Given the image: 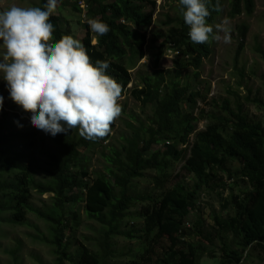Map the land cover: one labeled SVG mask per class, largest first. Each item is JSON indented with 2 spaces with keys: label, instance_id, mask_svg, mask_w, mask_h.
Returning a JSON list of instances; mask_svg holds the SVG:
<instances>
[{
  "label": "trees",
  "instance_id": "obj_1",
  "mask_svg": "<svg viewBox=\"0 0 264 264\" xmlns=\"http://www.w3.org/2000/svg\"><path fill=\"white\" fill-rule=\"evenodd\" d=\"M78 1L57 0L81 17ZM82 1L86 13L82 22L77 21L84 30L79 41L93 64L97 60L109 62L106 74L122 85L121 99L129 96L143 108L153 105L149 123L138 129L127 125L133 129L131 136L123 140L119 150H109L105 174L91 178L84 154L100 147L107 136L86 140L72 129L51 138L55 148L51 149L34 134L18 130V114L8 119L0 109V224L19 226L28 213L33 214L47 226L49 239L45 243L51 248L54 264H108L119 257L124 264H199L206 256L215 258V248L219 264H264V95L251 98L248 92L244 98L246 104L262 112L259 119L249 117L240 101L234 109L224 102L217 113L200 110L195 117L198 99L205 98L189 85H181L179 72L169 83L155 73L142 77L140 86L129 89V71L143 59L146 45L145 36L133 29L152 25L155 0ZM216 2L208 3L209 24L216 22L224 5L230 20L241 15L250 18L254 13V0H219V12L212 10ZM45 3L39 0L37 7ZM92 18L110 29L96 37L99 42L94 45L96 34L86 23ZM60 21L51 14L53 41L70 35L67 24L62 29ZM167 23L175 25L154 49V66L168 48L177 54L176 66L186 60L199 70L211 55V42L195 44L190 40L180 10L179 19H168ZM246 31L241 25L239 36L244 38ZM242 49L240 44L236 57ZM254 51L264 61V50L256 46ZM198 77L194 74L195 80ZM201 118L208 123L196 132ZM179 163L192 177L191 186L176 183L166 188L170 172ZM40 171L46 177L44 183L35 181ZM218 173L247 186L248 192L221 197L220 210L205 218L199 211L201 194L211 187ZM148 177L151 191H137L135 183ZM32 192L52 195L51 205L44 210L32 209ZM77 204H84L86 218L102 230L94 253L81 245L70 252V234L79 225L70 208ZM132 212H136L134 217ZM192 212L196 219L189 228L185 223ZM118 238L133 246L116 254L113 241ZM162 242H167L166 247Z\"/></svg>",
  "mask_w": 264,
  "mask_h": 264
},
{
  "label": "rangeland",
  "instance_id": "obj_2",
  "mask_svg": "<svg viewBox=\"0 0 264 264\" xmlns=\"http://www.w3.org/2000/svg\"><path fill=\"white\" fill-rule=\"evenodd\" d=\"M106 1L109 2L110 0ZM38 4L39 0H0V11L7 10L13 5L29 7L38 6ZM226 11L227 7L224 5L221 14L212 25L219 23L224 17H227ZM52 14L60 18L62 29H65L67 24L70 36L74 39L80 40L83 37L84 30L82 25L77 24L79 20L82 22L81 17L83 14L79 17L78 14L72 13L69 6L62 7L58 2ZM168 19H179L177 0H155L152 25L147 29H133L145 36L146 45L143 49V57L147 56L148 60L146 61L143 58L137 61L135 67L129 71L131 77L129 89L134 86H140L142 77L153 76L155 73H160L165 83H169L176 73L179 72V82L181 85H189L193 91H199L205 98L203 101L198 99L194 113L195 117L199 115L200 110L204 114L217 113L224 102H226L230 109H234L237 102L240 101L243 105V110L249 117L261 118L262 112L254 106L246 104L244 98L248 96V92L251 93L249 95L251 98L264 95V61L254 51L256 46H260L264 50V0H254V13L250 18L241 15L230 20L231 43L211 42V55L208 59L203 60L200 69L197 71L186 60L181 62L180 66H176L174 64L177 62L176 55L168 48L164 50L158 66H154L153 56L156 54L154 49L163 41L169 27L175 25V23L168 24ZM241 25L247 27L244 38H241L238 33V28ZM153 42L154 45L152 44ZM240 44L243 49L240 55L236 57ZM196 73L199 77L195 80L194 74ZM0 96L4 98L0 109L7 114L6 117L10 119L15 114H18L19 122L16 124L18 130L34 134L47 147L55 149L51 143L53 136L36 129L30 123V118L26 117L27 113L9 99L7 85L2 79V74H0ZM118 102L122 106V113L112 124L111 132L107 135L106 140L100 147L94 148L84 154L88 160L87 166L91 178L96 175L105 174V168L107 167L105 157L108 156L109 150H119L120 146L123 145V140L131 136L133 129H129L127 125L138 129L141 124L146 126L149 123L153 105L143 108L129 96L120 99ZM207 123L206 119L201 118L196 124V132L204 130ZM76 131V135L79 136L78 130ZM192 140L193 136L190 137V142ZM15 145L19 148V144ZM39 162L41 167V159H39ZM182 166L183 163H179L173 167L170 172L171 178L166 184V188H170L176 183H182L187 187L191 186L193 182L192 177L182 170ZM150 180L148 177L137 181L135 183L137 191H151L153 185ZM35 181L41 183L46 181V177L42 171L36 174ZM210 186L207 191L201 194L200 198L199 211L205 218H209L220 210L221 197H226L229 194L242 196L248 189L247 186L235 182L234 179L231 180L222 173H218L216 180ZM31 195L32 199L29 202V206L32 209L44 210L51 205L52 195L45 194L39 196L35 192H32ZM70 210L77 215L79 223L78 228L70 234L71 254L79 245L86 247L90 252L94 253L97 250V242L102 234L101 228L86 218L84 204H77L70 208ZM135 215L136 212L131 213L132 217ZM195 219L196 213H190L186 218L185 226L191 228ZM48 239L47 226L33 214L28 213L23 224L19 226L1 223L0 264H54L55 259L51 248L45 243ZM113 243V250L116 254L133 246V243H128L121 238L115 239ZM166 245L167 242H162L161 246L166 247ZM159 251L157 250L158 253ZM214 254L215 258H211V255L206 256L199 261V264H219L217 248H215ZM124 263L119 257L108 264ZM63 264L69 263L64 262ZM246 264L260 263L256 261Z\"/></svg>",
  "mask_w": 264,
  "mask_h": 264
},
{
  "label": "clouds",
  "instance_id": "obj_3",
  "mask_svg": "<svg viewBox=\"0 0 264 264\" xmlns=\"http://www.w3.org/2000/svg\"><path fill=\"white\" fill-rule=\"evenodd\" d=\"M209 0H178L188 36L195 44L231 43L230 19L207 23ZM57 0L43 7L13 5L0 11V74L9 99L30 113V123L56 136L77 129L86 140L103 139L120 117L122 85L106 74L109 62H91L87 49L77 39L63 35L53 41L49 22ZM221 11L219 0L212 8ZM96 37L106 35L109 26L96 18L86 21ZM143 58L148 60L147 56ZM0 96V107L3 105Z\"/></svg>",
  "mask_w": 264,
  "mask_h": 264
},
{
  "label": "built area",
  "instance_id": "obj_4",
  "mask_svg": "<svg viewBox=\"0 0 264 264\" xmlns=\"http://www.w3.org/2000/svg\"><path fill=\"white\" fill-rule=\"evenodd\" d=\"M77 5H78L79 9L82 11V14H83L82 19H83L84 16H85V13H86V6H85V4H84V2L82 0H79L78 3H77ZM170 51H172V50H170ZM174 54L177 55L176 53H174Z\"/></svg>",
  "mask_w": 264,
  "mask_h": 264
}]
</instances>
